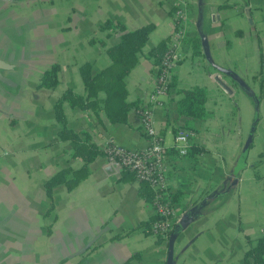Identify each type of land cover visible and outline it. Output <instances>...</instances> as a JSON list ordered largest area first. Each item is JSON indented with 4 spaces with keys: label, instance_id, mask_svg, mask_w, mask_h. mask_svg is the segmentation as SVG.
I'll use <instances>...</instances> for the list:
<instances>
[{
    "label": "crops",
    "instance_id": "0c3cea01",
    "mask_svg": "<svg viewBox=\"0 0 264 264\" xmlns=\"http://www.w3.org/2000/svg\"><path fill=\"white\" fill-rule=\"evenodd\" d=\"M181 5L184 58L153 110L176 210L194 211L177 231L172 264H244L250 239L264 232V0H201L200 6L198 0H0V75L7 79L0 80V264H166L168 245L144 226L153 211L140 182L122 178L104 153L72 189L58 185L50 198L44 182L64 166L82 165L59 137L54 103L68 87L84 92L82 63L90 62L93 73L109 63L107 46L120 31L101 28L106 19L127 29L152 24L126 76L127 99L135 104L121 122L102 109L65 104L66 124L100 148L112 140L131 149L147 145L137 110L157 65L147 52L172 33ZM52 63L59 64L58 83L40 86ZM219 67L235 71L248 90ZM197 87L203 110L182 111L181 100ZM256 98L254 134L239 162ZM185 101L194 109L193 98ZM176 126L194 133L184 156L173 148Z\"/></svg>",
    "mask_w": 264,
    "mask_h": 264
},
{
    "label": "trees",
    "instance_id": "16d2710c",
    "mask_svg": "<svg viewBox=\"0 0 264 264\" xmlns=\"http://www.w3.org/2000/svg\"><path fill=\"white\" fill-rule=\"evenodd\" d=\"M101 28L120 31L119 40L107 46V53L110 57L109 63L101 70L93 73L90 62H84L79 66V73L84 85V92H76L73 88H66L54 103L56 119L61 122L59 137L71 144V154L82 159L79 167L64 166L51 174L44 182L46 194L52 198L53 190L58 185L72 189L89 174V163L103 152V149L94 142L89 141L87 133L76 132L66 124L64 112L65 104L72 107L91 108L94 111L104 110L108 119L112 122L126 121L128 112L135 102L127 99L128 89L126 76L137 63L143 46L149 38L152 24L146 23L133 29H127L122 21L106 19ZM93 39V38H92ZM169 36L159 40L153 45L147 55L152 57L156 64H159L163 52L167 48ZM103 42V40H102ZM59 64L52 63L49 68L42 72L39 85L53 88L58 83ZM202 93V94H201ZM203 90L200 87L189 90L184 100L180 102V109L185 112H201L202 106L197 105L203 97ZM194 99L195 107L188 110L185 99ZM186 127V126H185ZM187 128V127H186ZM121 177L124 179L133 178L134 174L128 169L122 170ZM140 193L150 201L152 190L146 182H140ZM170 198L175 203L178 193L170 192ZM155 215L144 222L146 231L150 232V225ZM174 229L171 231L173 232ZM168 244V242H167ZM244 264H264V232L257 237L250 239V243L244 253Z\"/></svg>",
    "mask_w": 264,
    "mask_h": 264
},
{
    "label": "built area",
    "instance_id": "2783aa9c",
    "mask_svg": "<svg viewBox=\"0 0 264 264\" xmlns=\"http://www.w3.org/2000/svg\"><path fill=\"white\" fill-rule=\"evenodd\" d=\"M244 9H247L244 6ZM186 11L184 5L174 10V28L169 35L167 48L161 61L156 65L152 76V87L146 98L137 108L148 143L141 149H131L115 141H108L103 146L107 163L115 169H128L133 172L139 182H146L152 190L150 204L155 218L150 225V233L168 242L171 231L179 223L182 212L176 210L170 198L168 154L163 135L154 123L153 110L161 104V96L169 93L174 69L184 58L181 48L185 30ZM194 133L184 126H176L173 132V148L179 156L187 155L192 144Z\"/></svg>",
    "mask_w": 264,
    "mask_h": 264
},
{
    "label": "water",
    "instance_id": "95a60500",
    "mask_svg": "<svg viewBox=\"0 0 264 264\" xmlns=\"http://www.w3.org/2000/svg\"><path fill=\"white\" fill-rule=\"evenodd\" d=\"M200 3H201V0H198L199 6H200ZM199 20H198V22H199ZM197 24L199 25V23H197ZM200 38H201L202 49H203V51L205 53V57H206L207 61L210 63L211 60H212V56L210 54V50H209L207 39H206L205 35L202 32H200ZM219 71L225 72L230 77L235 79L243 88L248 90V88L246 86V83L242 79H240V77L238 76V74L235 71H232L231 69H226V68H223V67H219ZM216 79L224 87H226L227 89H230L229 85L222 78L217 76ZM0 80L3 81V82L7 81L6 77H3L1 75H0ZM258 110H259L258 109V99L256 98L255 99V107H254V117H253V120L251 121L247 136L245 138V141H244V144H243V147H242V151H241L240 156H239V162H244L246 157H247L248 149H249L250 143L252 141V137H253L254 130H255L256 119H257V116H258ZM193 213H194L193 210H190L188 213H185L181 217L179 223L174 228V231L171 232V234L169 235L168 244H167L168 247H167L166 264H172L173 244H174V239H175V237H176V235L178 233L177 232L178 229L181 228V227H184L186 224H188L190 222Z\"/></svg>",
    "mask_w": 264,
    "mask_h": 264
}]
</instances>
